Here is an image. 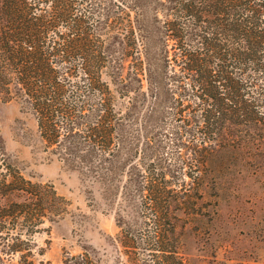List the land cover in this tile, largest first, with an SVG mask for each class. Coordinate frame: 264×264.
I'll return each mask as SVG.
<instances>
[{"label": "trees", "instance_id": "obj_1", "mask_svg": "<svg viewBox=\"0 0 264 264\" xmlns=\"http://www.w3.org/2000/svg\"><path fill=\"white\" fill-rule=\"evenodd\" d=\"M86 2L0 0V96L26 106L51 153L100 180L113 173L109 162L122 116L101 77L106 56L96 29L109 16L99 20L90 6L76 13ZM165 16L164 42L171 49L165 86L176 146L200 163L212 144L262 137L264 0H166ZM132 169L150 216L143 214L138 228L120 229L123 253L130 264H187L173 211L190 200V189L150 163ZM65 204L50 183L26 179L0 150V264H35L41 249L34 236ZM62 264L99 263L84 251Z\"/></svg>", "mask_w": 264, "mask_h": 264}, {"label": "rangeland", "instance_id": "obj_2", "mask_svg": "<svg viewBox=\"0 0 264 264\" xmlns=\"http://www.w3.org/2000/svg\"><path fill=\"white\" fill-rule=\"evenodd\" d=\"M89 6L99 20L109 16L96 32L106 56L101 77L122 116L109 162L113 173L95 180L57 158L26 106L0 96L6 160L26 179L50 183L66 202L65 212L34 236L41 249L34 263L62 264L86 251L99 264H130L119 231L138 228L143 214L150 216L131 177L133 166L150 163L190 189V200L173 211L179 218L175 240L187 264H264V130L237 146L212 144L197 163L176 146L171 129L176 121L165 86L171 56L163 33L166 0H87L76 13Z\"/></svg>", "mask_w": 264, "mask_h": 264}]
</instances>
